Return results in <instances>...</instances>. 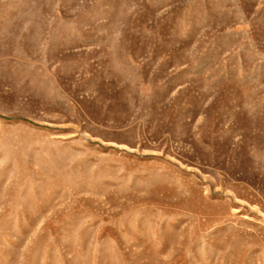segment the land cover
Here are the masks:
<instances>
[{
  "label": "rangeland",
  "instance_id": "rangeland-1",
  "mask_svg": "<svg viewBox=\"0 0 264 264\" xmlns=\"http://www.w3.org/2000/svg\"><path fill=\"white\" fill-rule=\"evenodd\" d=\"M0 264H264V0H0Z\"/></svg>",
  "mask_w": 264,
  "mask_h": 264
}]
</instances>
